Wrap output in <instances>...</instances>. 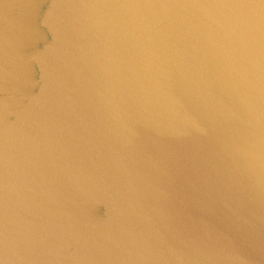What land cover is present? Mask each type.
<instances>
[{
  "label": "water",
  "instance_id": "1",
  "mask_svg": "<svg viewBox=\"0 0 264 264\" xmlns=\"http://www.w3.org/2000/svg\"><path fill=\"white\" fill-rule=\"evenodd\" d=\"M0 264H264V0H0Z\"/></svg>",
  "mask_w": 264,
  "mask_h": 264
}]
</instances>
